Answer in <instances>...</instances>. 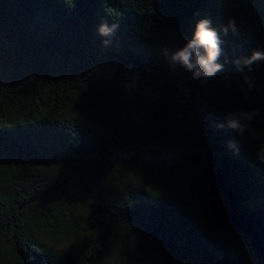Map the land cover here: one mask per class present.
Returning a JSON list of instances; mask_svg holds the SVG:
<instances>
[{
  "label": "trees",
  "instance_id": "trees-1",
  "mask_svg": "<svg viewBox=\"0 0 264 264\" xmlns=\"http://www.w3.org/2000/svg\"><path fill=\"white\" fill-rule=\"evenodd\" d=\"M202 17L239 29L204 82L161 52ZM254 50L264 0H0V264H264V63H231ZM252 109L260 139L213 127Z\"/></svg>",
  "mask_w": 264,
  "mask_h": 264
},
{
  "label": "clouds",
  "instance_id": "clouds-1",
  "mask_svg": "<svg viewBox=\"0 0 264 264\" xmlns=\"http://www.w3.org/2000/svg\"><path fill=\"white\" fill-rule=\"evenodd\" d=\"M119 27V23L109 24L106 20L100 22L97 26V35L103 38L101 42L103 47H108L112 43L111 38ZM229 34L233 37L239 35V29L234 19H229L226 25L216 28L211 18L202 17L197 20L192 37L181 48L172 51L165 46L161 52L170 71H176L179 68L190 73L193 80L204 82L215 79L218 73L224 71L225 63L229 62L225 58V41L223 39ZM222 58L223 62H221ZM231 63L238 72L251 73L254 70L253 65L264 63V50H254L249 56L237 58ZM243 79L247 85V88L243 89L246 96L248 90L254 87V81L249 75H244ZM259 115L260 112L257 109L236 110L227 113L223 117V122L215 123L213 127L223 130L227 126L240 136L247 132L253 138L260 139L252 128V122ZM227 147L234 155H238L241 146L239 141L230 140ZM257 157L260 162L264 163V144L259 148Z\"/></svg>",
  "mask_w": 264,
  "mask_h": 264
},
{
  "label": "rangeland",
  "instance_id": "rangeland-1",
  "mask_svg": "<svg viewBox=\"0 0 264 264\" xmlns=\"http://www.w3.org/2000/svg\"><path fill=\"white\" fill-rule=\"evenodd\" d=\"M129 184H131V183H129ZM129 184H128V185L124 184V186H123L122 188L119 187V188L121 189V192L126 193L127 190L129 189V186H130ZM55 247H56L58 250L62 249V246H61V245H55Z\"/></svg>",
  "mask_w": 264,
  "mask_h": 264
}]
</instances>
